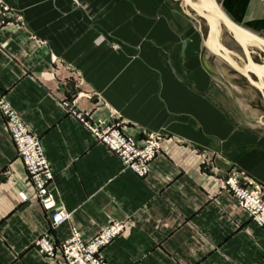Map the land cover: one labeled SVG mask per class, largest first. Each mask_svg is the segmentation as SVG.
Here are the masks:
<instances>
[{"label":"crops","instance_id":"obj_1","mask_svg":"<svg viewBox=\"0 0 264 264\" xmlns=\"http://www.w3.org/2000/svg\"><path fill=\"white\" fill-rule=\"evenodd\" d=\"M218 1L264 38V0ZM1 2L0 93L39 138L53 206L38 201L0 113V264H65L58 245L73 230L86 240L110 223L121 230L102 249L107 264H264V229L223 187L231 168L264 185V100L201 55L207 33L184 1ZM243 41L264 84V47ZM75 112L139 143L159 135L146 174L123 168ZM58 211L68 217L53 226ZM44 233L53 256L34 246Z\"/></svg>","mask_w":264,"mask_h":264},{"label":"built area","instance_id":"obj_2","mask_svg":"<svg viewBox=\"0 0 264 264\" xmlns=\"http://www.w3.org/2000/svg\"><path fill=\"white\" fill-rule=\"evenodd\" d=\"M0 113L17 153L24 162L29 183L33 186L38 201L44 208H50L53 206V198L47 185L53 178V172L39 138L24 124L1 93ZM75 116L90 131L95 141L106 145L119 156L123 168L139 176L146 174L149 161L159 150L160 138L157 135L147 134L143 143H138L131 136L123 133L118 125L92 122L78 112H75ZM241 179L239 174L229 179L226 183L228 190L236 203L249 214L257 225L264 229V189L252 180H246L247 183L242 185ZM245 184L251 186H244ZM20 196L24 199L22 194ZM67 217L68 214L64 211L53 213L51 215L53 226L58 225ZM120 230L119 223H110L86 240L73 230L67 239L59 243L58 249L65 264H107L102 258L101 250L119 234ZM34 246L45 256H53L56 251V246L47 233L38 236L34 241Z\"/></svg>","mask_w":264,"mask_h":264},{"label":"water","instance_id":"obj_3","mask_svg":"<svg viewBox=\"0 0 264 264\" xmlns=\"http://www.w3.org/2000/svg\"><path fill=\"white\" fill-rule=\"evenodd\" d=\"M184 3L192 9L199 17L204 19L206 25L208 26V33L207 37L204 41V47L201 50V55L203 54L205 48H208L211 52L218 55L223 61H225L232 69H234L237 73L242 75L251 85H253L256 89H258L262 95V98L264 100V84L261 83L259 78L255 79L253 78L248 71V68L251 67L254 70V73L256 74V77L258 76L257 68L262 69L261 66H259L257 63H255L251 57V54L247 47L244 44L243 38L249 37L253 40H256L261 46L264 47V38L261 36L247 31L238 25H236L221 9L219 6L217 0H209V7L210 10L217 16V18L220 20L221 24L225 26L227 31L229 32L230 36L234 39V41L239 46L243 57L245 59V66L238 65L225 51L223 48V44H221L218 41V30L216 26V22L212 17H210L205 8H202L195 3H193L191 0H182ZM216 43L219 45V49L213 48V44ZM185 43H182V51L181 56L183 55V49H184Z\"/></svg>","mask_w":264,"mask_h":264},{"label":"rangeland","instance_id":"obj_4","mask_svg":"<svg viewBox=\"0 0 264 264\" xmlns=\"http://www.w3.org/2000/svg\"><path fill=\"white\" fill-rule=\"evenodd\" d=\"M217 2H218V4H219V1L217 0ZM0 3H2L1 2V0H0ZM1 6H3L6 10H7V6L6 5H2L1 4ZM187 10L189 11V13L193 16V17H199L193 10H189V8L187 7ZM196 14V15H195ZM208 14V13H207ZM209 15V14H208ZM210 16V15H209ZM199 20H200V22H201V29H202V31H203V33H208V26L206 25V23H205V21H204V19H202L201 17H199L198 18ZM216 26H217V30H219L217 33H218V41L220 42V43H222L223 44V48L225 49V51L227 52V53H230L229 52V50L230 51H232L236 56V58H242L243 60H244V57H243V54H242V52H241V50H240V48H239V46L237 45V43L234 41V39L233 38H231V36L229 35V32L227 31V29L221 24V23H217L216 22ZM207 37V36H206ZM232 39V40H231ZM219 46V45H218ZM246 46V45H245ZM247 49L249 50V48L247 47ZM253 51L254 52H252L251 53V55H252V57H253V61L255 62V63H260V57L257 55V53H259V51H256L255 49H253ZM241 54V55H240ZM254 71V70H253ZM254 75H256V74H254ZM259 76V75H258ZM256 101V103H255V108L256 109H259L260 110V112H262V113H264V105H263V103L262 102H259V99H256L255 100ZM18 114V113H17ZM25 124V123H24ZM92 136V135H91ZM158 137H159V135H157ZM160 138V137H159ZM95 140V139H94ZM135 140V139H134ZM13 141V140H12ZM136 141V140H135ZM97 142V141H96ZM137 142V141H136ZM14 143V142H13ZM99 143V142H98ZM139 143V142H138ZM141 143H143V142H141ZM102 144V143H101ZM104 145V144H103ZM15 146V145H14ZM106 146V145H105ZM107 147V146H106ZM107 149H109L108 147H107ZM110 150V149H109ZM17 151V150H16ZM111 151V150H110ZM113 152V151H112ZM115 153V152H114ZM20 157V156H19ZM119 157V156H118ZM21 158V157H20ZM22 160V159H21ZM121 160V159H120ZM22 162H23V160H22ZM23 164H24V162H23ZM25 166V165H24ZM51 168V167H50ZM26 169V168H25ZM27 172V171H26ZM239 174V176H241L242 177V179H241V184L243 185L244 183H247L246 182V180H252V181H254V182H256V183H258V185H260L263 189H264V185L262 184V183H259V182H257V181H255V180H253V179H251V178H249V177H247V176H244L241 172H239L238 170H236L235 168H231L229 171H228V174L226 175V177H225V180H224V189L225 190H227L230 194H231V192L228 190V185L226 184L227 183V181L229 180V179H232L233 177H236V175H238ZM27 175H28V173H27ZM249 184H245L244 186H248ZM249 186H251V185H249ZM248 186V187H249ZM232 196V195H231ZM233 197V196H232ZM234 199V198H233ZM236 202V201H235ZM41 204V203H40ZM42 205V204H41ZM238 205V204H237ZM239 206V205H238ZM43 207V206H42ZM240 207V206H239ZM46 209V208H45ZM261 227V226H260ZM49 236V235H48ZM106 246V245H105ZM101 252H102V250H101Z\"/></svg>","mask_w":264,"mask_h":264},{"label":"bare ground","instance_id":"obj_5","mask_svg":"<svg viewBox=\"0 0 264 264\" xmlns=\"http://www.w3.org/2000/svg\"><path fill=\"white\" fill-rule=\"evenodd\" d=\"M193 3H195L196 5H198V6H200V7H202V8H205V10H206V12L210 15V17H212L213 19H214V21L215 22H217V23H221L220 22V20L217 18V16L210 10V7H209V3H208V1L209 0H191ZM224 26V25H223ZM225 27V26H224ZM219 31V30H218ZM245 38H247V42L249 41V42H251V43H253V44H255V45H259V46H261L256 40H253V39H251V38H249V37H244L243 39H245ZM246 42V43H247ZM248 44V43H247ZM254 45V46H255ZM214 46V45H213ZM261 47H263V46H261ZM234 60V59H233ZM236 62V61H235ZM239 62V61H238ZM238 62H236L238 65H240V66H243L242 64H240V63H238ZM245 66V65H244ZM243 66V67H244ZM258 68H257V72H258Z\"/></svg>","mask_w":264,"mask_h":264}]
</instances>
